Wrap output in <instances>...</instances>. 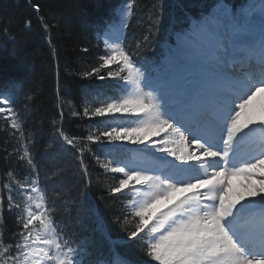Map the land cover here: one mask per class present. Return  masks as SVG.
Returning a JSON list of instances; mask_svg holds the SVG:
<instances>
[{
    "label": "snow or ice",
    "instance_id": "6c2138e0",
    "mask_svg": "<svg viewBox=\"0 0 264 264\" xmlns=\"http://www.w3.org/2000/svg\"><path fill=\"white\" fill-rule=\"evenodd\" d=\"M135 2L121 9V28L127 26ZM32 6L40 11L39 5ZM216 8V18L230 29L232 44L218 45V55L203 66L195 84L177 88L173 80L153 79L147 66L135 59L141 48L151 47V33L159 19L156 11L135 51L111 43L106 33L105 53L83 73L101 81L118 78L124 86L118 98L94 108L86 106L82 115L119 114L129 119L114 124L104 121L102 130L87 135L88 143L56 128L58 139L78 154H74L79 161L76 167L85 178L90 177L84 160L85 152L92 151L90 144L111 145L109 153L124 151L120 146L124 142L146 146L134 149L132 160L101 167L121 174L118 183L109 187L110 195L131 187L140 196L132 206L136 222L127 231V240L145 241L144 254L154 264H264V109L257 120L252 108L256 98L264 96V7L258 21L251 6L239 13L226 2ZM44 28L48 31L49 25ZM111 65H117V70ZM11 92L0 90V118L8 121L13 135H19L23 151L18 159L30 169V179L13 180L9 172L10 182L3 185L8 190V210H18V231L12 237L14 243L4 240L5 197L0 195V264H91L86 260L88 246L73 247L71 238L56 227L29 150L31 135L25 136L23 117L13 107ZM57 108L62 121V106L58 103ZM257 127L262 134L259 139ZM242 145H248V150ZM234 178H243L239 188L234 187ZM14 188L20 190L22 201L17 202ZM123 223L129 221L125 218ZM110 243L114 255L105 264H133L115 253L118 242Z\"/></svg>",
    "mask_w": 264,
    "mask_h": 264
},
{
    "label": "trees",
    "instance_id": "16d2710c",
    "mask_svg": "<svg viewBox=\"0 0 264 264\" xmlns=\"http://www.w3.org/2000/svg\"><path fill=\"white\" fill-rule=\"evenodd\" d=\"M126 1L0 0V90L12 89L13 107L23 117L25 136L31 135L29 150L40 173L38 183L47 205L53 209L58 231L71 238L73 247L86 244L89 252L86 260L91 264L112 259L110 239L118 242L116 254L130 258L134 264H154L149 258L141 257L135 241H126L127 231L136 222L129 212L131 195L109 194V187L116 185L121 175L106 172L101 164H114L120 161L118 156L107 148L90 144L92 151H86L84 156L90 177L85 178L76 167L79 161L74 154H78L56 135V128H61L69 137L88 143L86 137L90 132L105 127L104 121L110 116L84 117L83 109L118 98L122 94L118 85L121 81L86 78L83 73L105 53L102 35L119 19L117 12ZM246 1L136 0L124 47L135 51V43L148 34L149 17L158 11L151 47L141 48V54L135 57L140 64L151 67L164 57L165 42L173 43V35L187 30L191 22L202 20L218 3L226 2L236 11ZM32 5H39L40 11L36 12ZM103 19L107 22L96 28ZM44 24L49 25L48 31ZM110 68L115 71L117 65ZM58 103L64 112L62 121ZM73 111L81 115L74 116ZM115 122L112 120L110 124ZM13 131L8 121L0 118V195L5 197L3 238L8 243H14L12 237L18 231V210H8V190L3 185L10 182L9 172L13 180L30 179V169L18 159L23 146ZM126 156L124 153L123 157ZM13 195L17 202L23 200L18 188H14ZM125 218L129 223H123Z\"/></svg>",
    "mask_w": 264,
    "mask_h": 264
},
{
    "label": "rangeland",
    "instance_id": "374dc122",
    "mask_svg": "<svg viewBox=\"0 0 264 264\" xmlns=\"http://www.w3.org/2000/svg\"><path fill=\"white\" fill-rule=\"evenodd\" d=\"M264 2V0H263ZM217 8H213L210 12V17L204 18L203 23L197 28V26L184 33L182 36L176 39V45L170 47V53L164 63L166 66L162 73L158 75H152L151 78L155 79L159 77L161 80H173L174 86L180 81L179 77H185L189 80L186 75L195 74L201 77V70L203 66L210 60L213 59L212 54L209 49L213 45H221L222 43H215L214 38L225 39V44L227 47H231L232 37L230 34V29L223 20L216 18ZM121 14V13H120ZM257 16L256 14L254 17ZM123 20V19H122ZM120 30L114 28L112 33L108 36L111 43H118ZM205 32H210L211 36H208ZM115 33H118L116 35ZM187 73V74H186ZM198 76V77H199ZM195 83L191 81V84ZM147 91V89H145ZM261 101L264 96H258L256 100ZM256 100L253 102V112L257 108ZM264 109V104H262ZM259 117L262 110H259ZM259 117H256L257 120ZM247 131V130H246ZM259 127L256 129L255 137L259 139L261 136ZM126 144V143H125ZM144 146V145H141ZM146 147V146H144ZM249 147V146H248ZM248 147L245 150H248ZM236 178H234L235 180ZM233 180V181H234ZM243 182L241 178H237L234 187L239 188V185ZM93 200V199H91ZM95 209V201H93Z\"/></svg>",
    "mask_w": 264,
    "mask_h": 264
},
{
    "label": "bare ground",
    "instance_id": "6f19581e",
    "mask_svg": "<svg viewBox=\"0 0 264 264\" xmlns=\"http://www.w3.org/2000/svg\"><path fill=\"white\" fill-rule=\"evenodd\" d=\"M243 8H247L246 6L245 7H243ZM242 8V9H243ZM259 13L261 14V9L259 10ZM105 22H107V20H102L100 23H97V27L96 28H101V26L105 23ZM217 39H219V38H217L216 37V40ZM218 48H214V47H212L210 50H212L213 52H214V54H216V55H218V53H217V50ZM201 78V77H200ZM199 79H197V81H198ZM184 83H186V85L188 86V87H190V86H192L193 84H195V83H190V82H188V80L186 79V78H184ZM181 87H183L182 85H179L178 86V88H181ZM258 100L259 99H257L256 100V102H257V108H256V110H254V114H255V116L256 117H259V113H260V111L259 110H262L263 108H262V104H264V99L263 100H261V101H259L258 102ZM242 149L243 150H245L246 149V145H242ZM163 155H165L164 153H163ZM165 158L167 159V160H169V161H172L173 160V158L172 157H167V156H165ZM178 163V162H177ZM242 180H243V178H241ZM236 180H237V178L233 181V184H235V182H236Z\"/></svg>",
    "mask_w": 264,
    "mask_h": 264
}]
</instances>
